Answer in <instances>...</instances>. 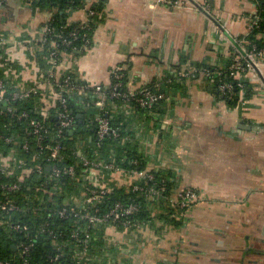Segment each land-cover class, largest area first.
I'll use <instances>...</instances> for the list:
<instances>
[{
    "label": "crops",
    "instance_id": "0c3cea01",
    "mask_svg": "<svg viewBox=\"0 0 264 264\" xmlns=\"http://www.w3.org/2000/svg\"><path fill=\"white\" fill-rule=\"evenodd\" d=\"M95 1L85 0L68 21L85 20L86 7ZM257 7L254 0H105L92 45L67 55L63 69L89 85H107L120 65L127 87L138 89L164 83L196 62L219 68L231 59L236 41L249 33V16ZM1 12L10 40L6 58L19 66L2 67L3 73L17 78L22 88L36 85L38 70L28 43L38 35L46 12L32 14L18 1ZM262 48V58L244 74L253 93L239 105L230 106L204 75H196L168 93L160 125L131 117L138 133L147 137L142 140L145 169L170 171L179 187H193L203 198L178 215V226L158 218L157 208L151 222L139 229L107 226L104 238L117 264H264ZM50 92L42 98L53 108ZM127 107L121 108L130 112ZM113 178L117 184L126 179L121 173Z\"/></svg>",
    "mask_w": 264,
    "mask_h": 264
},
{
    "label": "trees",
    "instance_id": "16d2710c",
    "mask_svg": "<svg viewBox=\"0 0 264 264\" xmlns=\"http://www.w3.org/2000/svg\"><path fill=\"white\" fill-rule=\"evenodd\" d=\"M13 1H18L19 4L28 3L32 14L38 12H52L51 17L48 19V26L52 29V32L47 34L45 32L41 33L40 27L38 29V35L32 42L28 43V46L31 45L30 47L32 51H34L32 55L29 54V57L34 59L38 70L37 76L43 79V81L47 78L48 71L51 67L50 53L52 50L58 49L62 53L64 52L62 57L65 58L67 55H76L77 52H81L92 45L93 32L97 23L102 19L100 15L105 3V0H96L95 3L90 6V9L94 12L88 14L85 23L86 27L79 29L80 37L72 40L70 45H64L58 42L59 37L57 36V32L61 37L68 38L70 30L79 24L80 21L69 22L67 18L73 10L83 6L84 2L82 0H4L2 10L7 3ZM254 1L258 4L259 10L257 13L260 17L258 26H253L250 28L247 35L242 36L246 40V48H250L252 44H255L257 48H262L264 45V0ZM45 22L46 19L42 21L41 26L44 25ZM5 24L6 22L1 12L0 38L8 36V30L4 28L6 27ZM84 33H86L85 36L89 38V42L87 43H84V40L81 39ZM51 40H56V47L50 44ZM9 43L10 40H7L0 44V77L3 78L8 89L16 90L20 89L17 78L5 75L3 73L4 68H2L7 66L14 67L15 69L19 68L16 62L6 58L4 49L9 46ZM230 53L232 54V49H230ZM230 61L231 59L229 57L227 63L219 68L212 64L202 62H196L195 67L198 69L209 68L211 73L204 76V80L207 82L210 89L217 92L230 106H236L239 105L242 100L248 99L253 93V89L244 76L247 72L246 69L239 72L236 76V73L230 74V71L227 70ZM176 68L178 70V67ZM218 70L222 72L217 73L216 71ZM122 72L124 73L122 87L118 90L126 91L128 87L126 85L124 69ZM66 74L75 83L87 86L85 87V98L82 99V96L75 93L68 99V105L72 113L75 115L81 113L83 116L81 121H79V118L75 119L72 129L62 131V136L59 140L61 142L60 155L63 156V158L60 160V164H75L76 172L73 177L64 175L58 180L59 196L54 197L53 201H49L45 198L42 206L53 209L61 207L64 203L72 202L74 198L82 196L84 180L81 174L84 173V171L82 169L83 167H81L79 153L89 161L113 163L125 169L134 168L144 170L147 162V153L145 149H143L142 140H144V137H147L145 133V135L138 133V127H134L130 119L132 116H138V118L144 119L147 122L152 121L154 124L160 125L161 116L168 107L167 104L170 102L167 98L163 97L154 102L152 107L145 108L137 105L133 99H128L126 105H128L127 109L130 112H124L121 108L125 103L124 98L121 96H109L110 92L113 90L115 81L111 72L110 83L107 85L101 84L102 90L107 96L105 97L104 108L99 110L92 102L97 98L94 88L88 86L86 82L80 80L74 73L63 69L62 76ZM171 74L172 73L167 74L168 76L166 79L170 77ZM185 79V77L179 79L172 77L170 81L166 80L164 83L153 81L143 86V88L158 92L164 91L166 95H168L169 92L173 94L177 88L182 85ZM226 81L233 83L232 98L227 97L225 93H221L218 90L220 82ZM238 82L241 83V86L238 85ZM48 90L49 87L44 88L37 83L35 85V83L29 82L27 87H24L26 93H24L23 96L9 101L12 108L11 113L4 112L0 114L1 153L4 154L11 147H15L18 149L20 159H22L24 163H27V165L37 162L38 158L44 155L45 150L36 146L33 136L26 135V130L30 129L29 122L31 118L40 120L47 127L48 131L45 133L43 140L45 143L51 139H56L55 134L58 128L56 121V105L53 108L49 107L42 98L47 95ZM170 98L171 97H169V99ZM240 98L242 99L240 100ZM46 107H49L47 112ZM22 111H25L27 115L18 118L17 115ZM101 112L108 117L110 126L116 129L117 134L108 133L102 139L97 140L95 135L97 127L94 118L96 114ZM4 137H8L10 141H5ZM24 139L28 141V149L21 148V143ZM48 169V166L44 168V173H48ZM148 172L153 175V178L139 180L138 183L143 186V189L133 191L130 186L117 184L115 179L109 180L110 170H103L102 180L107 183L109 190L95 203L96 207H98L100 211H106L118 200L124 203L137 202L140 209L132 216V219L142 224L150 223L153 218L151 212L154 208H157L159 210L158 218L163 222L172 223L174 226L180 225L182 219L181 216L178 215L184 210L173 206L169 201L170 196H172L178 187V183L174 180L170 171L149 169ZM14 175L17 174L14 173ZM42 178V174H37L36 172L29 173L26 177L24 176V179L20 182L19 190L28 194L35 192ZM11 179L12 176H3L1 181H8ZM49 185L51 186L52 184L49 183ZM160 185H164L165 189L157 195L150 196L148 188H159ZM1 190L0 188V196ZM9 195L11 197H16V193H10ZM13 218L28 223L31 229H37L40 222L43 219H47L50 224L49 227L53 231L54 236L48 233H41L37 237H34L37 238L38 242L31 251L30 264H99V262L103 261L109 254L115 256L112 252L113 248L107 245L104 238V231L106 230L107 224L91 226V238L87 244V254L89 258H83L77 261V258L72 257L70 253L82 248L83 244L78 240H74V238L70 236V232L73 228H78V233L82 235L81 229L85 225L84 220L74 215L65 219L50 217L48 216V211L43 208L37 210L36 214H31L25 210L17 211ZM117 226L123 227L121 224ZM13 242V240L8 238L7 230L0 224V257H7L16 252V248L12 246ZM56 245H61V251H63L64 254L59 258L58 262L53 263L48 260L47 255L58 251L54 248Z\"/></svg>",
    "mask_w": 264,
    "mask_h": 264
},
{
    "label": "built area",
    "instance_id": "2783aa9c",
    "mask_svg": "<svg viewBox=\"0 0 264 264\" xmlns=\"http://www.w3.org/2000/svg\"><path fill=\"white\" fill-rule=\"evenodd\" d=\"M85 2V0H82ZM185 0H157L160 3L167 4H177L183 3ZM256 2V1H255ZM4 0H0V13L2 11ZM84 4V3H83ZM22 6L29 7L28 3L22 4ZM258 7L254 13L249 16V28L253 26H258L259 14ZM94 11L86 7V16L92 14ZM47 18L44 25L41 26V33H51L52 29L48 26V19L51 17L52 12H46ZM87 18L79 22L77 26L72 28L68 33V38L61 37L57 32L59 37V43L64 45H70L72 40L79 38V29L85 28ZM264 31V30H263ZM81 39L84 40V43L89 42L83 34ZM9 38L8 36L0 38V44L6 42ZM56 40H51L50 44L57 46ZM246 40L245 38H240L234 44L233 54L231 61L227 67V70L230 71V74H239L243 70H247L250 67L255 66L263 56V49L257 48L255 44H252L250 48L245 47ZM64 53V52H63ZM63 53L58 49L51 51V67L48 71L47 78L45 81L38 77V85L49 86L50 95H52L54 103L56 105V121H57V131L56 139H51L46 143L43 141L45 133H47V127L40 121L34 118L30 119V129L26 130V135L33 136L36 146L40 149H44V155H41L38 158V161L33 164L24 163L18 155V149L11 147L6 153L0 152V224L7 230L8 238L13 240L12 246L16 248V252L7 257H0V264H30L31 251L34 246L37 244V237L41 233H48L51 236L53 234L52 229L49 227V221L43 219L40 222V225L37 229H31V226L23 222L22 220L14 219L13 216L17 211L25 210L31 214H36L37 210L43 208L48 211V216L55 218H68L72 215L78 216L80 219L84 220V227L81 229L82 235L78 232V228H73L70 232V236L74 240L82 242L83 246L80 249H77L74 252H71L70 255L74 258H77V261L85 258H89L87 254V244L91 238V226L97 224H107V226H117L121 224L123 227L139 229L142 223L132 219V216L139 211V204L137 202L124 203L122 201H115L112 206L106 211H100L96 207L95 203L99 201L103 194H105L109 187L107 183L102 180V171L110 170V179L113 178L114 174L121 173L124 174L126 179L122 180L121 185L130 186L131 189L140 190L143 189L138 181L141 179H151L153 175L149 173V169L138 170V169H125L113 163H103L101 161H89L82 154L79 153L81 158V167H83L84 173L81 174L84 180V188L82 191V196L79 198H74L72 202H66L61 207L57 208H46L42 206L45 198L49 201H53L54 197L60 195L59 188L57 185L58 180L67 175L73 177L76 172L75 164H64L61 165L60 160L63 156L61 153V142L59 138L62 136V131L66 129H72L77 114L72 113L68 105V99L72 94H78L82 96V99L85 98V87L87 85L77 84L69 78L66 74H63V67L65 66V58L62 57ZM123 68L120 65H117L112 70L113 78L115 79L113 90L110 92V97H123L126 101L128 99H133L137 105L145 108H150L157 100L161 98H167L168 96L164 91L158 92L155 90L147 88H138V89H127L119 91L118 89L122 87V79L124 73L122 72ZM65 72V71H64ZM220 73L222 71H216ZM211 72L209 68H189L185 70L177 71L175 76L176 78L195 76L197 75H209ZM171 78L168 79L170 81ZM238 85L241 86V83L238 82ZM94 88V92L97 96L92 102L93 104L102 110L105 106V97L107 96L102 90L101 84L89 85ZM218 90L221 93H225L227 97L232 98L233 96V83L230 82H220L218 85ZM24 88L11 90L8 89L4 83L2 77H0V114L2 113H11L12 108L9 104V101L14 98H19L24 95L26 92ZM49 96V95H48ZM47 96V97H48ZM242 98H240L241 100ZM46 104L49 106L51 102L44 99ZM82 101V100H81ZM243 101V100H242ZM241 101V102H242ZM5 102V103H4ZM4 106V107H3ZM27 113L22 111L17 115L18 118L26 116ZM96 122V139H102L106 134L112 133L117 134L115 128H112L109 124L108 117L103 113L96 114L94 118ZM5 141H10L8 137H4ZM21 148L28 149V141L24 139L21 143ZM45 164V165H44ZM45 166V167H44ZM49 167L48 173H44V168ZM91 167V168H90ZM36 172L37 174H42L43 178L39 182V187L33 193H25L20 191L19 186L24 176L26 177L29 173ZM16 173L17 175H14ZM14 175V178H13ZM3 176H12L11 180L1 181ZM49 183L52 185L50 186ZM165 189L164 185H160L159 188L149 187L148 191L150 196L157 195L159 192ZM3 191V192H2ZM16 193V197H11L9 194ZM69 198V197H67ZM203 196L195 188L186 186V187H177L175 192L170 196L169 201L171 204L177 208L185 210L191 204L197 200L202 199ZM66 200V198H65ZM67 201V200H66ZM58 251L53 254H48V260L50 262L56 263L59 258L63 256V251H61V245L54 246ZM115 255V254H114ZM116 255L112 256L109 254L103 261L99 264H117ZM95 260V259H94ZM70 264V263H66Z\"/></svg>",
    "mask_w": 264,
    "mask_h": 264
},
{
    "label": "water",
    "instance_id": "95a60500",
    "mask_svg": "<svg viewBox=\"0 0 264 264\" xmlns=\"http://www.w3.org/2000/svg\"><path fill=\"white\" fill-rule=\"evenodd\" d=\"M4 103H5V102H4ZM3 107H4V106H3ZM82 116H83V115H82L81 113H78V114H77V118H79V119H80L79 121H81V120H82Z\"/></svg>",
    "mask_w": 264,
    "mask_h": 264
},
{
    "label": "rangeland",
    "instance_id": "374dc122",
    "mask_svg": "<svg viewBox=\"0 0 264 264\" xmlns=\"http://www.w3.org/2000/svg\"><path fill=\"white\" fill-rule=\"evenodd\" d=\"M179 187V186H178Z\"/></svg>",
    "mask_w": 264,
    "mask_h": 264
}]
</instances>
